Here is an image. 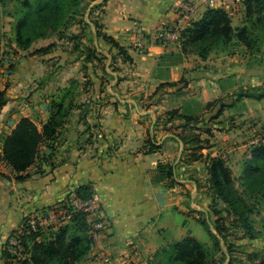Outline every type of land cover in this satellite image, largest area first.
Here are the masks:
<instances>
[{"label": "crops", "instance_id": "1", "mask_svg": "<svg viewBox=\"0 0 264 264\" xmlns=\"http://www.w3.org/2000/svg\"><path fill=\"white\" fill-rule=\"evenodd\" d=\"M185 1L201 9L200 17L192 22L207 10L206 0H106L103 31L125 48L131 61L120 56L125 67L123 72L113 73L111 87H102L99 81L98 87L77 90L82 96L80 107L101 110V114L86 119L75 115L62 130L48 162L23 174L2 164L3 140L23 118L39 127L48 121L51 104L69 88L62 82L78 73L73 65L67 69L64 63L77 55L72 51L68 55L56 53V48L49 54H33L55 45V39L38 40L28 50L13 42L16 55L7 58L5 64L14 67L0 71V95L6 100L0 107V264H5V243L26 217L39 215L81 186L92 187L102 217L109 222V238L101 245L116 256V264L140 256L142 247L145 255L152 254L169 238L194 236L189 219L202 225L203 214L210 221L211 211L200 202L206 198L213 202L210 160L224 155L228 165L253 147L249 120L261 117L255 100L264 98H249L246 91L256 89L260 94L263 69L245 67L236 56H229L228 49L219 50V55L215 51L204 60L196 54H184L180 42L163 47L155 30L177 23L175 9ZM238 16H230L233 27ZM102 54L108 57L106 52ZM54 58L58 62L51 71L54 75L45 85L38 84V78L49 75L45 60ZM112 58L110 55L109 60ZM105 73L108 76L107 68ZM105 88L108 100L104 99ZM255 123L264 128L260 120ZM88 124L96 125L91 130ZM246 133L248 138L241 139ZM44 152L50 153L47 149ZM159 165L172 167L171 179L158 178ZM20 175L28 178L19 180ZM201 179L206 180L205 186ZM188 192L193 206L190 215ZM214 216L220 218V214ZM211 228L215 233L214 226ZM136 260V264H143L141 258Z\"/></svg>", "mask_w": 264, "mask_h": 264}, {"label": "trees", "instance_id": "2", "mask_svg": "<svg viewBox=\"0 0 264 264\" xmlns=\"http://www.w3.org/2000/svg\"><path fill=\"white\" fill-rule=\"evenodd\" d=\"M245 2L248 9L246 26L234 28L231 17L224 10L207 9L199 20L192 22L189 27L181 31L178 42H180L182 52L186 55L196 54L201 59L206 60L211 53L227 50L236 43L253 48L255 43L251 29L264 26V0H245ZM105 3L106 0L104 6ZM79 4L80 0H38L36 6L28 5V14L19 19L15 27L17 46L21 50H28L36 41L48 39L47 31L50 30V33H54L58 31L60 25H67V22L64 24H61V22L65 18L66 11L70 9L69 6L72 5L77 8L80 6ZM74 12L70 14H74ZM253 13L257 14L255 20L252 18ZM52 15H55V17H50ZM97 37L110 44L112 49L121 52L120 56L125 61H131V57L127 54L125 48L120 46L112 37L99 32ZM54 46V44H51L34 50L33 54H49ZM63 94L59 100L53 101L50 106L49 119L41 127L29 118H23L10 135L4 138L1 160L14 173L23 174L31 167L48 162V159L51 158L55 150V143L66 126L69 108L74 106L75 101V95L70 89H65ZM72 96L73 98L67 104V98ZM246 96L261 100L264 98V93L255 95L247 93ZM5 104L6 100L1 94L0 107ZM171 114L174 115L175 113L172 112ZM187 120L191 121L192 119L188 117ZM45 149L50 153L46 154ZM54 166L51 165L52 168ZM158 168L160 179L172 178L173 169L171 166L159 165ZM258 176L264 177V144L252 147L247 160L244 162L240 178L241 181L246 182L250 179L258 180ZM26 178L28 176L20 175L17 177L19 180ZM209 184L213 202L219 200L225 203L235 215L240 216L241 213L238 211L239 198L233 195L235 185L232 172L222 158L218 157L210 160ZM75 192L80 200H90L94 196L90 185L81 186ZM214 213L216 215L221 214L217 210ZM25 221L26 219H24L21 228H25ZM217 221L214 225L215 233H213L208 221H202V225L216 240L221 259H223L221 264H224L227 260H229V264H233V259L229 257L231 253L222 249V245L226 243L225 236L219 230L218 224L220 223ZM70 222L58 229L50 228L47 231H41L37 234L31 232L24 236L23 245L28 249L29 255L26 259L21 260L20 264H78L88 254L92 246V238L91 235L89 236L90 227L86 216L80 212L75 213ZM244 227L248 232H255L247 223ZM17 231H13L11 235ZM161 254L168 258L170 264H210L209 251L199 240L190 236L159 249L157 255L160 256ZM3 258L5 264H8L10 256L5 251H3ZM159 264L162 263L159 262ZM261 264H264V261Z\"/></svg>", "mask_w": 264, "mask_h": 264}, {"label": "rangeland", "instance_id": "3", "mask_svg": "<svg viewBox=\"0 0 264 264\" xmlns=\"http://www.w3.org/2000/svg\"><path fill=\"white\" fill-rule=\"evenodd\" d=\"M38 0H0V71L1 69H11L14 66L11 64H5V61L7 58H11V56L16 55L15 48L12 46L13 42L15 41V27L18 23L19 19H22L25 17V15L28 14L29 7L28 5H34L36 6V3ZM104 2L105 0H80V6L74 7L69 6L70 9L66 11L65 18L61 22V24L66 23L67 25H60L58 31L54 33H50V30L47 31V37L48 39H41L42 40H53L55 39V46L56 53L60 54H67L72 51V53H76L77 58H74L73 56L67 58L66 62L64 63L65 68H71L74 67V70H77L78 73L75 75L73 73L74 78L66 77V82H62V84L68 85L71 91H73V95H75L76 98L79 97V100L76 102V107L73 106L69 108V113L67 115V123L66 125L71 122V120L75 117V115H79L80 117H84L86 119L87 117H96L101 114V110L98 111L94 108H86V107H80V103H82V96L80 95L77 90H79L81 87H98L97 84L99 81H102V87H111V85L114 83V75L117 71L123 72L125 64L120 60L121 52L118 50H114L111 48L110 44H106V42L103 41V39L97 37V33H104V27L101 24V17L102 14H104ZM26 3V4H25ZM245 0H241L239 2V12L236 14L238 16V19L233 20L234 28H242L247 25L246 19H247V5L245 4ZM207 9H209L207 7ZM76 11V12H74ZM74 14H70L73 13ZM201 9L199 8V15H197L195 18L191 19H198L200 17ZM235 15V16H236ZM50 17H55V15H52ZM257 17L256 13H253L252 18L255 20ZM34 18V15H33ZM32 18V19H33ZM189 21V20H188ZM186 21L185 25L189 27L188 22ZM188 22V23H187ZM192 22V21H191ZM65 26V27H64ZM172 26V25H169ZM99 28V29H97ZM252 30V37L254 40L253 48H249L244 46L243 44H233L228 50L226 51L229 53V56H236V59L240 62L243 61V64L245 67H249L252 69H255L257 67H261L263 69V78H264V26L260 28L251 29ZM27 31V30H26ZM31 34V33H28ZM55 34V37L52 35ZM52 36V37H49ZM60 37V38H59ZM59 42V44L57 43ZM42 43V42H41ZM99 51H100V57H99ZM140 51H142L140 49ZM106 52L108 54V57L102 53ZM221 51L216 52L215 55H219ZM97 54V55H96ZM68 55V54H67ZM110 55H113V58L110 59ZM67 57V56H66ZM112 57V56H111ZM124 60V58H123ZM46 61V67L48 69L49 75L45 76V78H38L36 82L38 84L45 85V81L47 79H50L53 75L51 74V71H54V69L57 68L58 62H56V58L45 60ZM71 65V66H68ZM63 66L58 67L62 68ZM76 67V69H75ZM108 69V76L105 73V69ZM62 72V71H61ZM95 79L98 81L94 82ZM121 79V78H120ZM41 80V81H40ZM241 85H243L242 82H240ZM264 86V84H263ZM243 87V86H242ZM60 89H62L60 87ZM112 90L114 91V88L112 87ZM262 91L260 93H264V88L261 89ZM244 90H241L237 93H235L233 96L237 97L238 94L242 93ZM250 94H258L259 90L256 89H248L246 91ZM64 95L63 90L59 98ZM106 100L110 99V97L107 95L106 88L104 92ZM70 96V95H69ZM59 98L57 100H59ZM72 97H68L66 100V103L68 104L70 99ZM93 98V97H92ZM91 98V103H95V100ZM231 98V96H229ZM97 100V99H96ZM98 101V100H97ZM255 108L258 110V114L262 117H258L256 120L250 119V123L252 125H257L259 127L258 123H255L256 121L260 120V124H264V100L257 101L252 100ZM75 102V101H74ZM79 106V107H78ZM195 111V109L193 110ZM199 111V110H198ZM240 112V111H239ZM248 121V120H247ZM89 129L95 128L96 124H88ZM85 128H87V125H85ZM261 128V127H260ZM264 132V128H261ZM249 134H243L240 135V138H248ZM256 138H254L255 140ZM264 144V138L260 143H258L256 146ZM253 146V145H252ZM254 147V146H253ZM252 150V147L249 149V153ZM248 158V153L244 155V157H241L240 160H234L231 161L228 166L231 169L232 177L234 179V185L235 188L233 190V195L235 197L239 198L238 202V211H240V216L237 214L235 215L229 206H227L225 203H222L220 201L215 200V202L210 203L208 198L204 199L203 201H200L204 203V205H200L201 207H205V209H209L211 211L210 214V225L214 226L213 222L217 221V219L214 216V211H220V218L217 222L219 226V230L222 231L223 235L225 236V244L222 245L223 251L227 252L229 251L231 254V257L233 259V264H261L262 261H264V177L258 176V180L250 179L246 182L241 181L242 171L244 167V162ZM160 178V177H158ZM201 181V182H200ZM200 183H202L203 186H205L206 180L201 179L199 180ZM203 193L206 194L205 189L203 190ZM204 194V195H205ZM207 195V194H206ZM210 195V194H209ZM187 203H188V210L189 215L192 213L191 208L193 207L192 199L190 197V192L187 194ZM67 199L63 201H68V195L66 196ZM60 202L57 204H54L52 206L44 208V210L48 209L54 210L57 209H64V205H69L70 203L67 202L64 204V202ZM206 202V203H205ZM210 203V204H207ZM195 212H193L194 214ZM207 217L205 215H200V220H207ZM193 219H189V221L192 223L191 228V234L199 240L205 248L210 253V264H221L223 259H221V253L218 250V245L216 244V240L211 237L209 232L200 225L197 221H192ZM71 222L66 223L65 225H68ZM245 223L248 224L249 227L254 229L253 232H248L247 229L244 227ZM54 225V224H52ZM222 227H221V226ZM57 226L54 229H58ZM47 231V229L45 230ZM75 231V230H74ZM218 231V230H217ZM51 233V232H50ZM78 233V232H77ZM198 233V234H196ZM48 235L47 233H45ZM50 235V234H49ZM91 234L89 233V236ZM92 238V236H90ZM109 236L107 235L101 242H103L105 239H108ZM184 239V238H183ZM181 239V240H183ZM179 239L175 238H169L166 241V245L163 247H166L167 245L173 243L174 241H181ZM100 243H95L92 239V246L89 250L88 254L84 256V258L78 263V264H116V256L113 254H110L111 262L110 263H104L102 260L98 259L99 252L107 251ZM221 242H223L221 240ZM131 246H135V243ZM162 247V248H163ZM145 247H142L140 251V256L133 257L130 256L125 259L127 262L126 264H136L137 258H141L143 261V264H170V261L166 256H163L162 254L160 256L157 255V251L152 254L145 255L144 251ZM139 249V248H138ZM4 251V250H3ZM159 254V253H158ZM142 255V256H141ZM8 264H20L19 260L11 259L8 261ZM177 264V263H175ZM224 264H229V260L225 261Z\"/></svg>", "mask_w": 264, "mask_h": 264}, {"label": "built area", "instance_id": "4", "mask_svg": "<svg viewBox=\"0 0 264 264\" xmlns=\"http://www.w3.org/2000/svg\"><path fill=\"white\" fill-rule=\"evenodd\" d=\"M241 0H206V5L209 9H222L229 16L234 17L239 12V2ZM177 23L172 26L160 25L155 30L157 41L165 48L176 44L179 40L181 31L186 21L191 22L193 18L199 15V7L191 2H181L175 9ZM187 22V23H188ZM250 130L254 138L253 146H256L264 138V132L257 125H251ZM226 156H222L226 160ZM2 162V161H1ZM4 162H2L3 164ZM1 165V164H0ZM67 199V197H66ZM64 204L69 202V205H64V209L43 210L39 215L26 217L25 228H20L18 231L10 235L4 246V251L10 256V259L24 260L28 257L29 251L23 245V238L29 233H40L46 229L61 227L72 221L75 213L80 212L86 216L90 227V234L95 243H100L105 238L110 230L109 222L102 217V213L93 196L90 200H80L76 196L75 190L68 193V201H63ZM54 224V225H52ZM98 259L104 263H110L111 257L107 251L97 253ZM8 260V261H9Z\"/></svg>", "mask_w": 264, "mask_h": 264}]
</instances>
